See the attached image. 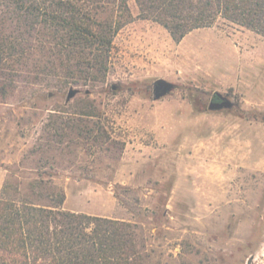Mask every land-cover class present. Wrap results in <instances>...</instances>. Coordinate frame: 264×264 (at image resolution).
<instances>
[{"label":"rangeland","instance_id":"obj_1","mask_svg":"<svg viewBox=\"0 0 264 264\" xmlns=\"http://www.w3.org/2000/svg\"><path fill=\"white\" fill-rule=\"evenodd\" d=\"M127 6L103 66L0 62V194L32 199L42 179L64 211L136 225L143 264H264V37L219 18L175 42ZM215 94L230 106L209 109Z\"/></svg>","mask_w":264,"mask_h":264},{"label":"trees","instance_id":"obj_2","mask_svg":"<svg viewBox=\"0 0 264 264\" xmlns=\"http://www.w3.org/2000/svg\"><path fill=\"white\" fill-rule=\"evenodd\" d=\"M128 1L0 0V62L54 51L60 61L91 55L103 66L112 37L135 19ZM133 1L136 19L160 24L175 42L219 18L264 37V0ZM110 6L116 18H100ZM1 75L0 92L11 82ZM18 192L6 182L0 194V264H143L136 225L64 211L63 191L42 179L31 185L32 199Z\"/></svg>","mask_w":264,"mask_h":264},{"label":"water","instance_id":"obj_3","mask_svg":"<svg viewBox=\"0 0 264 264\" xmlns=\"http://www.w3.org/2000/svg\"><path fill=\"white\" fill-rule=\"evenodd\" d=\"M172 85L164 80H156L153 84V98L155 100L165 96L166 94H168L171 89H172ZM77 94V91L75 89H70L67 97H66V101L68 102L69 100H71L75 95ZM48 97H51V93L48 94ZM214 99L219 100V102L216 101H211L209 103V109H217V108H221V107H229L230 106V102L222 97L219 94H215L214 95Z\"/></svg>","mask_w":264,"mask_h":264},{"label":"flooded vegetation","instance_id":"obj_4","mask_svg":"<svg viewBox=\"0 0 264 264\" xmlns=\"http://www.w3.org/2000/svg\"><path fill=\"white\" fill-rule=\"evenodd\" d=\"M215 101L217 100V99H214Z\"/></svg>","mask_w":264,"mask_h":264}]
</instances>
